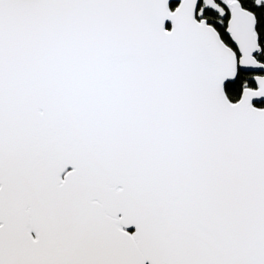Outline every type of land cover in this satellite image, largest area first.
<instances>
[{
  "label": "snow or ice",
  "instance_id": "1",
  "mask_svg": "<svg viewBox=\"0 0 264 264\" xmlns=\"http://www.w3.org/2000/svg\"><path fill=\"white\" fill-rule=\"evenodd\" d=\"M0 264H264V0H0Z\"/></svg>",
  "mask_w": 264,
  "mask_h": 264
}]
</instances>
